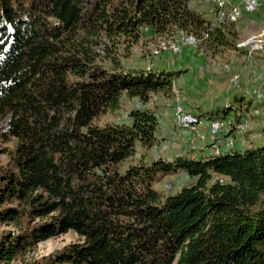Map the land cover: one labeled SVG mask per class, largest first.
Segmentation results:
<instances>
[{"label":"trees","instance_id":"trees-1","mask_svg":"<svg viewBox=\"0 0 264 264\" xmlns=\"http://www.w3.org/2000/svg\"><path fill=\"white\" fill-rule=\"evenodd\" d=\"M209 21L189 0H0V141H16L0 222L19 228L0 235V264L66 231L81 241L34 264H264V143L132 160L155 140L151 95L184 69H123L116 47L179 30L235 47ZM123 99L139 103L128 122L99 125ZM250 103L234 95L196 116L229 121L233 136ZM172 174L191 182L154 188Z\"/></svg>","mask_w":264,"mask_h":264},{"label":"rangeland","instance_id":"rangeland-1","mask_svg":"<svg viewBox=\"0 0 264 264\" xmlns=\"http://www.w3.org/2000/svg\"><path fill=\"white\" fill-rule=\"evenodd\" d=\"M191 2L193 1L189 0V5ZM261 2V7L255 13L241 15L236 22L224 27L228 31L229 39L233 42L243 39L248 34L260 35L262 49L253 54L250 60H245L242 50L236 47L206 48L202 43H199L200 39H198L199 44L194 48L181 47L176 54L162 52L158 56H152L150 50L159 41L168 40L172 35L168 38L144 35L127 52L123 45L118 44L116 51L123 69L144 68L148 63L152 65V68L184 69L173 80V90L171 88L167 95H151L146 107L157 118L154 131L155 140L149 149L136 145L132 160L142 159L144 162H148L150 158L156 156L173 157L179 154H196L195 157H197L202 151L211 149L210 137L204 129L206 121L203 119L201 127L198 125L195 133L184 131L175 126L171 116L176 99L185 109L199 115L203 113L204 108L221 107L234 95H242L244 99H250V105H255L245 117L246 125L243 129L234 131L233 136H224L226 132L221 131L215 140L222 146L228 138H231L234 149H241L244 145L264 143V102H255L251 95L252 90H258L261 92V98H264V0ZM197 3V6L202 10L203 6L199 2ZM205 17L211 20V18ZM101 56L103 53L99 51V57L101 58ZM224 63L228 64L229 70H224ZM231 74L238 75L239 82L236 86L230 84ZM136 105H139L136 99H123L120 109L103 113L98 117L97 123L99 125L105 121L127 123V111ZM253 109H257V112H253ZM5 122V117L0 120L2 125H5ZM197 134L203 135V138L200 139ZM15 145L16 141L13 137L0 141V172L11 166ZM189 182L191 180L183 174H172L156 183L154 188L166 194H173ZM262 201L264 202V196ZM18 231L19 228L13 224L0 222V235L5 232L17 233ZM80 241L81 238L73 231H66L26 247L9 264H34L65 245Z\"/></svg>","mask_w":264,"mask_h":264},{"label":"built area","instance_id":"built-area-1","mask_svg":"<svg viewBox=\"0 0 264 264\" xmlns=\"http://www.w3.org/2000/svg\"><path fill=\"white\" fill-rule=\"evenodd\" d=\"M202 6V10H198L201 16H207L211 18L209 21L210 25L216 24L227 25L236 22L241 15H249L255 13L262 5L261 0H197ZM204 11V13H202ZM198 39L191 34H187L184 31H177L171 38L165 41H159L155 47L150 50L152 56H158L162 52H168L171 54H176L180 51L181 47H196ZM235 47L242 50V55L245 60H250L252 55L259 52L262 49V41L260 35L248 34L243 39L235 43ZM152 65L147 64L145 67L150 68ZM225 71L229 70L227 63L223 64ZM238 75L231 74L229 77L230 84L236 86L238 84ZM173 90V86H171ZM175 93V91H174ZM253 100L255 102H264V98H261L260 91L252 90L251 92ZM253 112H257V109H253ZM172 119L176 127L189 131L191 133L196 132V127L202 124V119L197 117L192 112L185 109L177 99L173 104ZM205 123V132L210 137V148L209 153L217 152L223 148L232 147V139L228 138L222 146L219 145L217 139L218 134L223 131L227 132L230 128L229 121L221 119H212ZM245 121L235 124L234 131H238L244 128ZM197 136L202 139L203 135L197 134Z\"/></svg>","mask_w":264,"mask_h":264},{"label":"crops","instance_id":"crops-1","mask_svg":"<svg viewBox=\"0 0 264 264\" xmlns=\"http://www.w3.org/2000/svg\"><path fill=\"white\" fill-rule=\"evenodd\" d=\"M193 2H191V7L192 8H195L196 10H201L200 8H199V6H197L198 5V3H197V0H192ZM152 67V66H151ZM208 110H210V109H208V108H204V110H203V112H206V111H208ZM171 118H172V116H171ZM245 146V145H244ZM243 146V147H244ZM208 153V150L206 151H202V153H200V155H205V154H207ZM199 155V154H198ZM189 156H191V157H195L196 156V154L195 155H189Z\"/></svg>","mask_w":264,"mask_h":264}]
</instances>
